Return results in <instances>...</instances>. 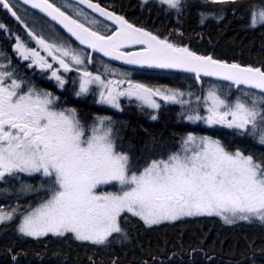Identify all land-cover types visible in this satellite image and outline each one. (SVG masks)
Returning <instances> with one entry per match:
<instances>
[{
    "label": "snow or ice",
    "instance_id": "snow-or-ice-1",
    "mask_svg": "<svg viewBox=\"0 0 264 264\" xmlns=\"http://www.w3.org/2000/svg\"><path fill=\"white\" fill-rule=\"evenodd\" d=\"M139 7L179 26L162 32L102 0H0L18 25L0 19V233L71 241L89 264H214L206 234L169 245L150 233L200 217L264 233V62L194 48L183 21L195 11L200 25L239 19L264 34V0ZM159 73L191 83L142 79ZM89 98L104 111H86ZM122 98L153 121L177 107L178 130L143 128L134 145ZM244 239L247 255L229 264H264V235ZM4 251L5 264H24L14 241Z\"/></svg>",
    "mask_w": 264,
    "mask_h": 264
},
{
    "label": "trees",
    "instance_id": "trees-1",
    "mask_svg": "<svg viewBox=\"0 0 264 264\" xmlns=\"http://www.w3.org/2000/svg\"><path fill=\"white\" fill-rule=\"evenodd\" d=\"M128 3V2H127ZM130 7L135 10L137 5L130 1ZM218 36V35H217ZM215 40H220L221 50L224 54L237 57L239 52L246 62L260 63L264 62V34L259 30L242 31L240 25H230L226 31L220 36L215 37ZM157 131L156 135L161 137V133ZM143 133L135 134L134 141L139 146L143 142ZM202 234H206V246H213L216 252L214 264H229L230 261L240 260L241 253L247 255L246 243L244 237L256 238V242H260V237L264 235L260 228L249 227L243 225H226L219 218H187L182 224H175L163 228L156 229L150 233L152 241L155 243L166 239L169 245L174 242L179 243L180 236L183 237L185 245L196 243L202 239ZM147 243V237L144 238ZM14 241L17 246L23 248L27 255L23 257L24 264H89L88 255L91 252L85 250L78 244L71 241L65 242L61 240H5L0 241V264H5L7 255L4 251L5 245ZM60 249L67 253V259L63 256H52V252ZM234 249V251H233ZM34 252H39L42 258H37L33 255ZM117 254L124 256V251L119 247L116 248ZM139 256V249L127 250V258L131 259L133 255ZM105 264H107V254H104ZM241 264H248L247 260H242Z\"/></svg>",
    "mask_w": 264,
    "mask_h": 264
},
{
    "label": "flooded vegetation",
    "instance_id": "flooded-vegetation-1",
    "mask_svg": "<svg viewBox=\"0 0 264 264\" xmlns=\"http://www.w3.org/2000/svg\"><path fill=\"white\" fill-rule=\"evenodd\" d=\"M130 1L134 2L137 5L135 10H133L131 7L130 9H128V6L131 5L128 4ZM102 2L106 4H115L117 8L123 9L129 17L139 19L150 27L157 28L162 32L166 29H171L175 26H179L177 25L174 17L159 12L155 8L152 9V12L150 14L148 13L147 9H141L139 7L140 0H102ZM0 19H2L5 23L11 25L13 28H18V25L16 24L14 19L11 18L10 15H5L3 10H0ZM231 24L240 25L242 31H252L246 30L244 28L243 21L239 19H232L230 22L210 21L205 25H200L198 23V16L195 14V11L187 16L183 21L185 33L186 35H189L191 37L190 43L194 48L201 51H212L221 58H235L244 61V58L241 56L240 52L237 57H232L224 54L221 50L222 42L220 40H215V37H218L221 33L225 32L226 28H229ZM196 33H201V35L198 36L196 35ZM5 42V38L3 36H0V45L4 44ZM116 65L121 66L118 64ZM142 79H145L149 82L174 83L178 85H181L184 82L191 83V80L183 81L180 77L173 78L167 73L145 76L142 77ZM122 102L124 103L125 108L123 112L119 113V119L127 120L129 122V128L126 130L125 135L126 137H132V142L134 145H136L135 143H137L134 141L135 134L143 133L144 135L143 128L149 129V131L155 134L157 133V131H159L161 133V136L167 137L171 131L178 130L175 126L181 123V121L177 120L176 118V113L179 110L177 107L169 106L162 109L160 118L153 121L148 120L145 116H143L135 103L129 104L127 100H123V98ZM82 106L86 111L92 112H102L106 107L102 105L92 104L91 98H89V101H86ZM183 123L187 122L185 121ZM132 127L136 128L135 133L131 131Z\"/></svg>",
    "mask_w": 264,
    "mask_h": 264
},
{
    "label": "rangeland",
    "instance_id": "rangeland-1",
    "mask_svg": "<svg viewBox=\"0 0 264 264\" xmlns=\"http://www.w3.org/2000/svg\"><path fill=\"white\" fill-rule=\"evenodd\" d=\"M0 202H3V201L0 200ZM243 225H245V226H249V227H251V228H253V227L259 228V227H257V226H253V225H249V224H245V223H243ZM15 239H16L15 236H12L11 233H10V231H9V236H8V237H5V236L3 235V233H0V241H5V240L11 241V240H15ZM30 239H33V238L20 239V240H30Z\"/></svg>",
    "mask_w": 264,
    "mask_h": 264
},
{
    "label": "water",
    "instance_id": "water-1",
    "mask_svg": "<svg viewBox=\"0 0 264 264\" xmlns=\"http://www.w3.org/2000/svg\"><path fill=\"white\" fill-rule=\"evenodd\" d=\"M114 63H117L119 65H123V62H120V61H114Z\"/></svg>",
    "mask_w": 264,
    "mask_h": 264
},
{
    "label": "bare ground",
    "instance_id": "bare-ground-1",
    "mask_svg": "<svg viewBox=\"0 0 264 264\" xmlns=\"http://www.w3.org/2000/svg\"><path fill=\"white\" fill-rule=\"evenodd\" d=\"M110 2V1H109Z\"/></svg>",
    "mask_w": 264,
    "mask_h": 264
}]
</instances>
